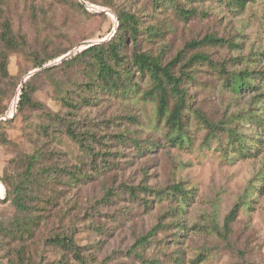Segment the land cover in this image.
I'll return each instance as SVG.
<instances>
[{
	"label": "rangeland",
	"instance_id": "1",
	"mask_svg": "<svg viewBox=\"0 0 264 264\" xmlns=\"http://www.w3.org/2000/svg\"><path fill=\"white\" fill-rule=\"evenodd\" d=\"M86 1L90 4L0 0V33L8 23L17 43L9 49L0 41V64L2 57L7 61V76L0 67V264H19L16 229L24 215L12 197L25 157L45 146L51 153L46 164L78 166L96 175L103 154L119 149L114 140L123 130L140 140L143 154L121 148L120 158L109 160L117 165L109 178L99 176L65 192L58 214L27 244L35 263L81 264L49 241L67 236L82 264H170L175 259L177 264H264V0L249 1L242 9L236 0H159L157 6L153 0ZM119 15L132 17L133 26L123 29L131 51L135 46L138 53L150 52L163 64L182 49L183 63L198 53L212 61L188 68L184 87L190 105L182 118L181 147L170 146L167 137L175 133L168 132L165 117H158L155 100L109 99L95 79L92 89L88 86L85 58L63 64L117 37ZM207 36L222 42L185 49ZM53 55L55 60L37 68ZM244 73L249 88L235 93L226 77ZM26 85L29 104L17 110ZM66 122L74 136L63 130ZM44 125L51 127L48 137L40 132ZM78 139L88 147L79 148ZM150 141L161 146L148 154ZM173 185L186 195L180 208L175 201L144 208L141 201L151 197L140 190ZM107 187L113 194L103 200ZM126 188H137L133 198ZM33 195L36 200L29 203L39 206L40 193L33 189ZM176 220L182 228L169 226L137 244L159 222Z\"/></svg>",
	"mask_w": 264,
	"mask_h": 264
},
{
	"label": "trees",
	"instance_id": "2",
	"mask_svg": "<svg viewBox=\"0 0 264 264\" xmlns=\"http://www.w3.org/2000/svg\"><path fill=\"white\" fill-rule=\"evenodd\" d=\"M84 4H90L86 0H83ZM155 1V6L159 5V0ZM171 2V0H166ZM253 0H236L238 8L242 9L247 2ZM78 7L84 8L83 3L77 4ZM132 17L129 15H119L118 26L115 35L112 40L103 43L96 44L86 49L75 53L64 61L63 64L68 65L75 60L85 58L87 73H90L88 86L93 85V80L97 82V88L102 92L107 93L109 99L120 100L128 102L133 99H153L157 103V115L158 117H165V126L168 128V132L173 131L174 137H167L170 146L181 147L184 144L183 139V125L182 118L184 117V111L189 107L190 101L186 96V89L184 87L185 82L190 79V73L188 68L193 64L200 62H207L211 64L210 58L205 54H194L190 56L183 63L182 52L183 49L167 63L163 64L158 56H152L148 53H138L137 48L132 46L131 51L124 41V30L132 27ZM132 32L131 38L133 42L136 41ZM1 43L9 48L13 49L17 46L14 40L8 23H5L0 33ZM222 41L213 37H204L200 41H191L185 44V49H194L206 44H220ZM57 58L53 55L50 59L41 60L37 68L43 67L47 62H51ZM7 61L2 57L0 64L1 72L7 76L6 71ZM178 68V69H177ZM51 68V70H53ZM177 69V70H176ZM261 80L263 77L260 78ZM247 80V74L234 76L229 79L226 77V84L235 93H240L243 90L248 89L249 83ZM149 85L144 91L145 88ZM29 104L28 86L26 85L21 89L19 93V99L16 109L21 110ZM35 108L39 106L32 104ZM171 110H168V108ZM50 126L44 125L40 128V132L43 136H50ZM65 133L74 136L73 131L69 127V123L66 122L63 126ZM167 132V133H168ZM133 133L129 130H123V132L117 134L116 140H114V148L119 149L130 146L135 148L137 156L143 154V148L140 145V140L136 137H132ZM85 142V141H84ZM83 140L78 139L79 148L88 147L83 145ZM149 144L148 154L155 152L157 148H160V144L155 141L147 142ZM46 149V150H44ZM117 149L115 153L106 152L102 156L100 163L101 166L96 169V175L86 174L78 166H73V169L61 168L53 164H46L48 156L51 155L47 148L43 146L39 152L34 153L31 156L25 157L24 167L19 175L17 185L13 190L12 203L15 209L23 214L22 221L17 225V234L20 242V249L17 252L19 264H37L33 261L31 254L27 252L28 243L34 238L36 232L42 228H47L50 224L51 217H55L60 208L61 199L65 197V192L69 189H73L88 184L91 181L99 179V176L103 178H109L108 175L111 171L116 170V163H111L114 159H119L122 155ZM94 162V161H92ZM91 163V162H90ZM97 164V161L95 165ZM38 169L35 173V168ZM56 187H59L56 189ZM33 189L39 195V206L31 205L29 201L34 202L36 200L33 195ZM126 193L133 198L136 194L137 188H126ZM145 193L146 197L141 203L144 208H151L153 203L167 202L169 204L176 202V209L180 208L183 203L182 196H186L181 189L180 185H173L164 190H153L144 188L140 190ZM102 199H108L113 193L109 187L103 189ZM170 198V199H169ZM171 208V207H169ZM234 209L230 212L228 218L229 222L232 221L234 215ZM173 210H170V214H173ZM172 226L176 229L183 227L181 221L176 220V223L172 225H162L160 222L154 226L149 232L148 236L140 237L137 244H143L148 240V237H155L157 233L162 232L165 228ZM178 236V235H177ZM179 237V236H178ZM67 236H53L49 239L53 246L64 248L73 253L74 258L82 264L81 258L77 255L76 246L73 242L67 240ZM70 239V238H69ZM162 244H167V241H162ZM152 264H165L157 260H153ZM169 264V263H167ZM170 264H177V260H173Z\"/></svg>",
	"mask_w": 264,
	"mask_h": 264
},
{
	"label": "built area",
	"instance_id": "3",
	"mask_svg": "<svg viewBox=\"0 0 264 264\" xmlns=\"http://www.w3.org/2000/svg\"><path fill=\"white\" fill-rule=\"evenodd\" d=\"M86 5V4H85ZM89 8L92 10L93 9V7L92 6H89Z\"/></svg>",
	"mask_w": 264,
	"mask_h": 264
},
{
	"label": "water",
	"instance_id": "4",
	"mask_svg": "<svg viewBox=\"0 0 264 264\" xmlns=\"http://www.w3.org/2000/svg\"><path fill=\"white\" fill-rule=\"evenodd\" d=\"M29 76H30V74H29Z\"/></svg>",
	"mask_w": 264,
	"mask_h": 264
}]
</instances>
